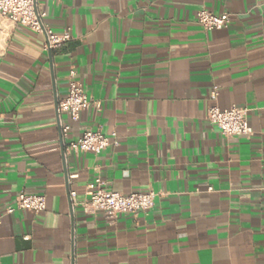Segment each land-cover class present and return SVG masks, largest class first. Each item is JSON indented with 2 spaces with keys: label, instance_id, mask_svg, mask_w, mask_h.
<instances>
[{
  "label": "crops",
  "instance_id": "crops-1",
  "mask_svg": "<svg viewBox=\"0 0 264 264\" xmlns=\"http://www.w3.org/2000/svg\"><path fill=\"white\" fill-rule=\"evenodd\" d=\"M39 7L53 32L71 34L56 52L0 18V264H264V0ZM201 8L228 12V26L205 31ZM71 65L99 103L75 120L57 113ZM213 105L246 108L252 135L223 136L206 118ZM86 128L118 144L63 156ZM95 177L116 192L151 190L154 204L87 212ZM20 191L44 195L45 210L7 213Z\"/></svg>",
  "mask_w": 264,
  "mask_h": 264
},
{
  "label": "built area",
  "instance_id": "built-area-1",
  "mask_svg": "<svg viewBox=\"0 0 264 264\" xmlns=\"http://www.w3.org/2000/svg\"><path fill=\"white\" fill-rule=\"evenodd\" d=\"M60 1V0H49ZM45 12L39 7V0H0V18L10 24L20 25L42 35V48L47 52H56L70 39L69 31L60 34L53 32L51 27L44 22ZM197 23L205 30H219L228 26L230 14L223 12L214 14L206 8L196 12ZM77 70L69 66L66 72V94L57 102V113L66 114L72 120L89 106L99 107L98 102L89 98L82 84L77 80ZM217 92L213 90L210 98L214 100ZM248 110L237 106L219 108L210 106L207 111V120L215 125L226 138L235 136H251L252 129L248 124ZM61 133L65 136L69 130L66 122H59ZM116 134H104L100 129L86 128L76 140L64 142V151L67 153L91 152L99 154L110 145H117ZM73 195V192L69 193ZM155 193L146 192L121 193L111 190L100 177H95L86 186V198L81 206L87 212L101 211L108 217L115 218L120 214H136L149 210L154 204ZM45 196L30 194L20 191L16 194L14 204L6 208L10 213L16 208L37 214L45 210Z\"/></svg>",
  "mask_w": 264,
  "mask_h": 264
},
{
  "label": "water",
  "instance_id": "water-1",
  "mask_svg": "<svg viewBox=\"0 0 264 264\" xmlns=\"http://www.w3.org/2000/svg\"><path fill=\"white\" fill-rule=\"evenodd\" d=\"M61 154L64 156L65 155V151H64V146L62 145L61 147Z\"/></svg>",
  "mask_w": 264,
  "mask_h": 264
}]
</instances>
